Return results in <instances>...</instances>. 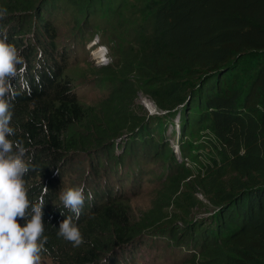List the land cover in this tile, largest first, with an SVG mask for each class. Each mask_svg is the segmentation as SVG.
Segmentation results:
<instances>
[{
    "label": "trees",
    "instance_id": "16d2710c",
    "mask_svg": "<svg viewBox=\"0 0 264 264\" xmlns=\"http://www.w3.org/2000/svg\"><path fill=\"white\" fill-rule=\"evenodd\" d=\"M0 7L8 9L0 27L28 65L31 95L14 101V139L28 149L29 198L49 189L44 258L141 264L160 238L180 253L175 264H264V0H0ZM90 31L116 51L109 64L85 54ZM87 88L99 92L92 103L81 97ZM139 94L177 116V152L161 119L135 109ZM196 149L205 153L192 173L176 154L192 158ZM150 162L166 172L155 180L152 206L134 216L131 201ZM80 184L94 199L77 221L84 243L73 247L57 237L72 215L59 194ZM195 193L211 210L192 219Z\"/></svg>",
    "mask_w": 264,
    "mask_h": 264
},
{
    "label": "clouds",
    "instance_id": "9594fccd",
    "mask_svg": "<svg viewBox=\"0 0 264 264\" xmlns=\"http://www.w3.org/2000/svg\"><path fill=\"white\" fill-rule=\"evenodd\" d=\"M7 15L8 9L0 7V20ZM27 72L28 65L20 50L8 42L7 29L0 27V264H43L44 254L49 253L42 211L49 189L42 187L36 202L29 198L30 186L25 180L31 170L30 159H26L28 149L22 140L14 139L18 133L13 125L14 101L21 92L31 95ZM35 80L39 83V76ZM85 187H66L59 194L63 207L72 215L59 224L57 237L73 247L84 243L77 221L85 200L94 199L90 190L85 195ZM21 220L23 226L18 222Z\"/></svg>",
    "mask_w": 264,
    "mask_h": 264
},
{
    "label": "rangeland",
    "instance_id": "374dc122",
    "mask_svg": "<svg viewBox=\"0 0 264 264\" xmlns=\"http://www.w3.org/2000/svg\"><path fill=\"white\" fill-rule=\"evenodd\" d=\"M67 17L62 18L61 27L63 28V34L68 32L67 25H64L65 21H67ZM88 38L84 44V51L86 55H89L90 59L94 60V65L102 66L109 64L115 57L116 51L113 49L112 45L109 41L105 38L102 39L100 33L97 31H90L88 32ZM99 47V48H98ZM102 53V57L99 60H95L92 56L94 53L98 54V51ZM77 58L82 60L81 50L77 45ZM102 61V62H100ZM99 96L98 91H92L91 88H87L81 97L85 98L86 103H92L93 101L97 100ZM135 109L138 111L139 114H144L148 116H155L161 119L163 123L164 130V137L165 141L171 147V150L175 153L178 151V118L177 116L170 117L166 113L159 111L155 104L145 96L139 94L137 100L135 101ZM192 158L183 159L176 154L177 161H183L184 168L188 169L192 173H197L200 169L202 159H197L204 151L199 149L194 150ZM145 165V164H141ZM159 165H155L153 163H148L145 165L144 173L145 176L142 179L141 186L135 192L132 201V213L134 216H139V214L152 206L154 195L157 192V187L155 184V180L157 178H163L162 175L165 174L164 169H160L155 171ZM123 191H127L128 182L122 183ZM193 196L197 200L196 208H194L190 212V218L197 219L200 217L205 216L210 210V205L207 200L198 193L193 194ZM153 238V237H152ZM157 246L154 249L145 250L141 253V259L139 258L138 261L141 264H175V258L180 257V253L174 252L173 249H167V242L165 240H161L157 238ZM43 264H51L49 259L44 258Z\"/></svg>",
    "mask_w": 264,
    "mask_h": 264
},
{
    "label": "bare ground",
    "instance_id": "6f19581e",
    "mask_svg": "<svg viewBox=\"0 0 264 264\" xmlns=\"http://www.w3.org/2000/svg\"><path fill=\"white\" fill-rule=\"evenodd\" d=\"M98 52H99V51H98ZM101 55H102V54H101V52H100V53H98V54H97V53H94L92 56H93L94 58H95V57H98V58H99V57H101Z\"/></svg>",
    "mask_w": 264,
    "mask_h": 264
}]
</instances>
